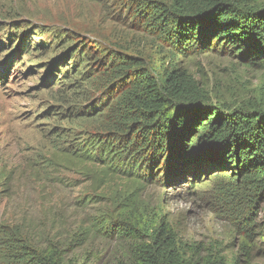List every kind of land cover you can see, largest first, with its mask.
Listing matches in <instances>:
<instances>
[{"label": "rangeland", "instance_id": "rangeland-1", "mask_svg": "<svg viewBox=\"0 0 264 264\" xmlns=\"http://www.w3.org/2000/svg\"><path fill=\"white\" fill-rule=\"evenodd\" d=\"M126 11L124 0H0V219L23 225L42 245L65 244L67 258L114 264L127 255L124 241L90 234L71 250V237L107 212L113 194L142 186V198L160 206L182 242L217 246L231 261L242 239L219 202L215 173L172 181L176 174L164 172L162 181L142 184L78 157L79 142L97 138L93 117L106 112L103 90L89 84L103 63L90 49L98 45L104 59L127 40L150 65L193 75L208 104L263 109L264 62L210 51L174 63L169 47L129 27ZM85 106L99 112L92 117ZM246 264H264V256L256 249Z\"/></svg>", "mask_w": 264, "mask_h": 264}, {"label": "trees", "instance_id": "trees-1", "mask_svg": "<svg viewBox=\"0 0 264 264\" xmlns=\"http://www.w3.org/2000/svg\"><path fill=\"white\" fill-rule=\"evenodd\" d=\"M124 6L129 27L148 36L150 45L169 47L174 63L210 51L264 62V0H124ZM123 43L125 49L115 45L104 59L98 45L90 49L91 59L103 63L89 84L103 90L99 103L106 102V112L93 117L97 106L84 107L93 109L98 135L79 142L78 157L142 184L162 181L164 172L176 174L172 181L215 173L219 202L242 241L231 261L217 246L182 242L137 186L113 194L107 212L91 215L90 228L71 237L70 249L94 234L128 244L126 257L114 264H246L256 249L264 256V109L208 104L193 75L175 66L156 68ZM64 246L42 245L23 225L0 219V264H88L67 258Z\"/></svg>", "mask_w": 264, "mask_h": 264}]
</instances>
